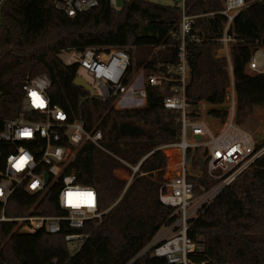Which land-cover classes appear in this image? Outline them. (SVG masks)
Instances as JSON below:
<instances>
[{"label":"trees","instance_id":"trees-1","mask_svg":"<svg viewBox=\"0 0 264 264\" xmlns=\"http://www.w3.org/2000/svg\"><path fill=\"white\" fill-rule=\"evenodd\" d=\"M0 121L19 112L21 83L28 77L46 75L50 104L61 108L68 122L79 121L86 131H99L102 149L85 142L75 149L64 174L75 183L95 190L100 219L85 222L81 230L62 229L20 234L11 222H0V264H126L158 232L173 223L171 208L159 201L176 152L160 147L180 140V116L162 106L172 82L146 87L141 108L116 109L114 100H102L73 84L76 65H66L62 52L85 49H121L145 76L164 75L176 64L180 7L146 0L123 1L118 9L100 0L96 8L68 17L53 8L54 0H0ZM229 35L235 122L242 124L253 108L264 107V74L246 73L248 61L264 47V0H244ZM224 0H185V10L195 17L187 45L189 81L185 87L189 117L199 118L204 102L207 116L223 122V104L230 86L226 58L216 56L225 18L219 14ZM264 142V141H263ZM198 151H195L196 153ZM138 166L131 183L117 178L116 170ZM131 171V170H130ZM208 187L201 178H190ZM55 186L51 188L53 191ZM33 196L23 189L14 192L5 207L7 217L23 216ZM51 201L46 207V203ZM58 209L48 196L35 209L39 215H55ZM84 233L86 241L72 256L63 241L67 233ZM189 239L204 246L190 255L191 264H264V154L190 222ZM139 264H167L146 257Z\"/></svg>","mask_w":264,"mask_h":264},{"label":"built area","instance_id":"built-area-1","mask_svg":"<svg viewBox=\"0 0 264 264\" xmlns=\"http://www.w3.org/2000/svg\"><path fill=\"white\" fill-rule=\"evenodd\" d=\"M100 0H54L53 8L68 17L96 8ZM109 7L117 8V0H105ZM132 1V0H122ZM147 1V0H146ZM1 4V1H0ZM178 45L176 48V64L166 66L168 76H145L144 69L133 71L134 61L125 50L85 49L82 52L64 51L63 60L66 65H76L92 77L95 88L93 96L102 100H114L116 109H131L130 102H137L144 106L146 102V87H157L162 82H172L170 95L162 98V106L166 110L175 111L180 116V140L178 143L159 148L176 152L178 163L176 174L165 179V184L159 192L160 203L173 210L175 217L172 224L162 226L158 232L140 248L126 264H139L146 257L161 258L167 264H191L189 256L204 252V246L188 238L187 230L190 222L201 213L219 193L231 185L233 181L249 168L264 154V139L257 141L253 134L244 130L235 122L236 100L231 97L227 106V116L223 122H218L216 128H211L202 119L191 120L189 117V102L186 98L185 87L189 81L187 64V45L198 42L197 37L191 35L195 17L187 14L185 0L181 1ZM247 5L244 0H224V9L219 12L225 18L223 33L218 42L227 47L236 44V40L229 35L231 25L239 12ZM259 57V62L257 61ZM228 63V62H227ZM246 73L249 75L264 74V47H258L251 55ZM228 74L231 80L232 65L228 63ZM230 80V81H231ZM44 82L41 89L37 86ZM51 83L46 75L26 78L20 86L22 98L19 112L15 118L0 121V222L14 223V231L20 234H33L44 231L49 235L60 234L62 229L81 230L88 220L100 219L104 211H99L97 195L93 188L82 186L71 179L65 183L67 164L73 159L75 149L90 142L102 149L99 142V131H86L79 121L68 122L65 112L52 106L47 96ZM36 90L46 100V107L36 108L31 103L30 92ZM63 116V119L58 118ZM32 130L31 138H17L23 128ZM44 133L43 135L41 133ZM21 149L31 155L32 160L19 172L11 167L9 157L17 158ZM195 151L199 156L193 160L190 154ZM201 160V167L198 165ZM14 163V160L12 161ZM194 166L198 174L191 175ZM132 175L138 171V166L130 167ZM220 173L215 174V172ZM49 176L48 180L44 175ZM207 178L208 187L190 181V178ZM38 181L35 189L31 184ZM54 188L51 191V188ZM23 189L34 198L27 213L23 216L7 217L5 207L15 191ZM69 189L91 191L94 194L92 205L68 204L66 193ZM52 199L58 212L55 215H39L34 213L43 198ZM51 201L46 203V207ZM87 235L84 233H67L63 241L69 249V255H74Z\"/></svg>","mask_w":264,"mask_h":264},{"label":"rangeland","instance_id":"rangeland-1","mask_svg":"<svg viewBox=\"0 0 264 264\" xmlns=\"http://www.w3.org/2000/svg\"><path fill=\"white\" fill-rule=\"evenodd\" d=\"M148 1L163 4V5L176 4L179 7L181 5L182 0H148ZM122 3H123L122 0H117V8H120L122 6ZM257 61L259 62V57H257ZM133 71L136 72L135 61L133 64ZM77 76L82 77L89 85H91L93 88H95L92 77L89 74H87V72L85 70L79 69L77 72ZM231 90H232V88L230 85L229 88L227 89V97H226V100L223 104V108H227V106H228V102L232 97ZM131 105H133L131 108H141L143 106L142 104L137 103V102H130L128 104V106H131ZM206 108L208 109L209 107H207L205 104H204V107L201 106V104L199 105V109H198L199 118L204 120L209 125V127L216 128L218 121L207 116V114H206L207 110H205ZM240 126L244 130H246L247 132L253 134L254 136L255 135L259 136V137L263 136L264 135V107L253 108L252 114L242 124H240ZM166 149H163V151H161V152H163L167 156L168 153L166 152L167 151ZM170 151H172V150L170 149ZM198 156H199V152L191 153L189 159L193 162V160L195 158H197ZM172 158H174V159H173L172 165L170 167H169V160H167L164 179L170 178L176 174V171H177L176 164L178 163L177 155L172 156ZM130 167H136V166H130ZM130 170L131 169L129 167H128V169H125V170H116L114 172V175L117 178L126 181L128 184V181L132 175V170L131 171ZM189 173L191 175L198 174V172L196 171L194 166H192ZM217 173H220V171L215 172V174H217ZM107 211L108 210H105L104 212L106 213ZM69 249L72 250L73 247L69 246Z\"/></svg>","mask_w":264,"mask_h":264},{"label":"clouds","instance_id":"clouds-1","mask_svg":"<svg viewBox=\"0 0 264 264\" xmlns=\"http://www.w3.org/2000/svg\"><path fill=\"white\" fill-rule=\"evenodd\" d=\"M39 88H43L45 86L44 82H39L37 84ZM31 103L34 107L43 109L46 107V100L41 97L40 94L36 90H32L31 92ZM58 118L63 119V116H59ZM32 130L30 128H23L19 131L17 138H31ZM44 134L43 132L41 133ZM14 160V163L12 161ZM32 160L31 155L21 149V154L17 158L9 157V162L11 163V167L15 169L17 172L23 170L26 165ZM71 179L74 177L65 178V183H70ZM38 181H34L31 184V188L35 189L38 186ZM91 191H78L69 189L66 193L67 202L72 206H79L80 204H90L92 197L89 194Z\"/></svg>","mask_w":264,"mask_h":264},{"label":"water","instance_id":"water-1","mask_svg":"<svg viewBox=\"0 0 264 264\" xmlns=\"http://www.w3.org/2000/svg\"><path fill=\"white\" fill-rule=\"evenodd\" d=\"M73 84L76 86V87H79V88H82L86 91H88L90 94H94V91L92 90V88L90 87V85L80 76H76L74 81H73ZM255 139L257 141H261L264 139V135L259 137V136H254ZM198 165L199 167H201V160H198ZM49 178V176L47 174L44 175V179L47 181Z\"/></svg>","mask_w":264,"mask_h":264},{"label":"crops","instance_id":"crops-1","mask_svg":"<svg viewBox=\"0 0 264 264\" xmlns=\"http://www.w3.org/2000/svg\"><path fill=\"white\" fill-rule=\"evenodd\" d=\"M116 9H118V8H116ZM216 56L226 58L227 62H228L229 64H231V59H230V47H229V46L225 47V46L222 45V48L216 50ZM229 78H230V77H229ZM230 80H231V78H230ZM230 85H231V88H232V90H231L232 98H234V99L236 100V98H235V94H234L233 81H232V80L230 81ZM200 104H201V106H203V107H204V104H205L207 107L211 108V106L207 105V104L204 103V102H202V103H200ZM209 108H208V109H209ZM205 110H207V108H206ZM167 158H168V157H167ZM167 160H168V159H167Z\"/></svg>","mask_w":264,"mask_h":264},{"label":"snow or ice","instance_id":"snow-or-ice-1","mask_svg":"<svg viewBox=\"0 0 264 264\" xmlns=\"http://www.w3.org/2000/svg\"><path fill=\"white\" fill-rule=\"evenodd\" d=\"M30 95H31V93H30ZM33 135V133H31V136ZM90 195H91V197H92V200H91V203L90 204H88V205H92L93 204V202H94V194L91 192V193H89Z\"/></svg>","mask_w":264,"mask_h":264}]
</instances>
